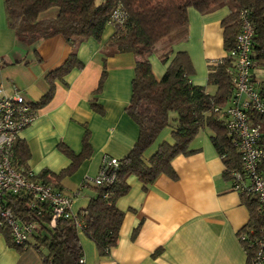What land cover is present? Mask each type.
Instances as JSON below:
<instances>
[{
    "label": "crops",
    "instance_id": "0c3cea01",
    "mask_svg": "<svg viewBox=\"0 0 264 264\" xmlns=\"http://www.w3.org/2000/svg\"><path fill=\"white\" fill-rule=\"evenodd\" d=\"M228 13L226 7L209 14L189 9L186 40L170 46L171 55L163 66L158 56L167 46L158 51L155 48L149 59L155 78L160 79L174 55L182 51L198 72L190 77L191 84L205 86L208 66L225 57L221 21ZM112 34L113 28L108 26L100 41L81 43L76 52L83 67L55 81L51 99L35 107L48 92L47 75L63 64L71 47L61 36L40 40L32 47L19 43L7 26L4 0H0V87L7 96L21 95L35 112L16 141L28 149L26 169L37 180L44 170L58 174L71 163L65 150L79 155L88 134L89 157L57 187L52 185L72 197V215L85 209L95 194L83 183L94 180L104 159H123L138 138V128L125 111L135 60L130 53L105 56L104 45ZM103 71V85L97 91ZM251 77L260 83L264 72L252 69ZM172 127L165 128L145 151L146 160L160 144L172 143ZM189 149L192 153L171 161L175 179L159 175L143 187L136 177L128 178L129 192L115 203L123 213L115 247L108 256L99 257L93 242L80 233L84 264H247L238 235L250 220L244 200L223 176V163L207 132L199 133ZM0 264H42V260L31 245L22 252L9 247L0 233Z\"/></svg>",
    "mask_w": 264,
    "mask_h": 264
},
{
    "label": "trees",
    "instance_id": "16d2710c",
    "mask_svg": "<svg viewBox=\"0 0 264 264\" xmlns=\"http://www.w3.org/2000/svg\"><path fill=\"white\" fill-rule=\"evenodd\" d=\"M223 7L229 10L221 21L225 57L209 65L207 73V85L214 91L209 93L204 86L191 84L194 69L188 54L182 51L174 55L165 73L156 79L149 59L156 46L164 41L162 45L169 44L158 59L165 64L171 55L170 46L186 40L187 11L194 9L199 14H209ZM4 10L7 26L16 40L26 47L54 36H61L71 47L63 64L47 75L48 92L35 107L43 106L51 99L55 81H62L70 71L83 67L77 57L78 46L89 39L100 41L107 27L112 26L113 34L104 45L105 56L130 53L134 57L131 98L125 111L138 128L136 143L123 159L118 160V166L108 169L98 184L83 183L90 185L95 194L86 208L74 215L78 225L60 217L52 226L50 204L39 202L28 193L4 194V207L19 222L33 227L29 239L20 246L14 244L8 229L0 228L9 247L22 252L25 246L31 245L41 256L42 264H80L83 260L81 233L93 242L99 257L108 256L116 245L123 220V213L115 203L129 192L128 178L136 177L143 187L153 183L159 175L175 179L171 161L176 156L192 153L189 145L203 131L209 134L211 144L221 158L225 179L230 180L231 171L240 170L232 138L224 126L226 108L233 93L232 62L226 54L233 47L240 16L244 15L253 28L251 70L264 72V0H4ZM104 77L105 71L97 91L101 90ZM258 92L264 97V78L258 85ZM95 110L100 111L96 107ZM172 124V143L160 144L146 160L145 151ZM65 153L71 159L70 165L58 174L42 171L40 181L57 187L80 161L89 157L88 134L83 138L79 155L67 150ZM28 158L26 145L17 142L13 148L14 166L26 169ZM102 168L100 166L97 175ZM241 198L249 210L250 220L238 232L240 237L251 231L255 233L261 226L256 201ZM240 241L247 253V264H250L247 240Z\"/></svg>",
    "mask_w": 264,
    "mask_h": 264
},
{
    "label": "built area",
    "instance_id": "2783aa9c",
    "mask_svg": "<svg viewBox=\"0 0 264 264\" xmlns=\"http://www.w3.org/2000/svg\"><path fill=\"white\" fill-rule=\"evenodd\" d=\"M252 36L251 23L241 15L239 32L233 47L226 54L232 62L230 75L233 93L226 108L224 126L232 138V145L240 161V170L229 174L231 189L243 197L253 198L261 219L260 228L241 239L247 240L251 252L250 264H264V97L258 92L259 83L251 77ZM34 117V110L21 95L14 93L7 96L0 87V228L9 230L12 241L17 246L25 244L33 227L19 222L4 207V194L28 193L39 202L50 204L52 226L60 217L71 219L78 225L70 212L72 197L37 180L31 170L17 169L13 164V148L18 135ZM101 166L102 171L92 180L93 183L98 184L108 169L116 168L118 160L106 158ZM80 264H84L83 260Z\"/></svg>",
    "mask_w": 264,
    "mask_h": 264
},
{
    "label": "rangeland",
    "instance_id": "374dc122",
    "mask_svg": "<svg viewBox=\"0 0 264 264\" xmlns=\"http://www.w3.org/2000/svg\"><path fill=\"white\" fill-rule=\"evenodd\" d=\"M48 14H50V13H48ZM163 42H164V41H163ZM163 42H160L161 45L158 44L159 46H158V45L156 46V50H157V51L160 50L161 46H163L164 48H165L166 46H168L169 43H166V42H165V45H162ZM166 48H167V47H166ZM155 53H157V52H155ZM155 55H156V54H155ZM155 55H154V57H155ZM159 64H160V66H163L162 63H161L160 61H159ZM196 75H198V72H194V74H193L192 76H196ZM205 76H206V75H205ZM203 78H204V74H203ZM260 78H262V77H260ZM205 79H206V77H205ZM204 85H205L204 87L207 89V91H208L209 93H212V92L214 91V88L211 87V86H208L206 81H205V84H204ZM42 253L45 254V251L42 250Z\"/></svg>",
    "mask_w": 264,
    "mask_h": 264
}]
</instances>
